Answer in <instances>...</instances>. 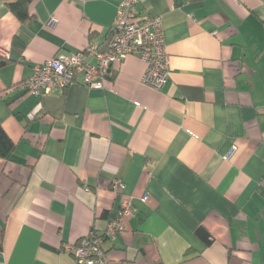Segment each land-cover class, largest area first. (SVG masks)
<instances>
[{"label":"crops","instance_id":"crops-1","mask_svg":"<svg viewBox=\"0 0 264 264\" xmlns=\"http://www.w3.org/2000/svg\"><path fill=\"white\" fill-rule=\"evenodd\" d=\"M121 1L33 0L23 23L0 0V124L16 144L0 158V264H73L65 245L125 198L107 264H264V0H140L138 17L162 20L159 90L136 55L103 89L21 87L34 64L103 44Z\"/></svg>","mask_w":264,"mask_h":264},{"label":"built area","instance_id":"built-area-1","mask_svg":"<svg viewBox=\"0 0 264 264\" xmlns=\"http://www.w3.org/2000/svg\"><path fill=\"white\" fill-rule=\"evenodd\" d=\"M139 1H121L109 37L103 44L89 41L82 51L59 53L45 62L34 64L31 75L21 87L36 96L63 90L77 82L89 89H103L110 67L128 55H136L145 63L142 82L155 90L161 89L169 77L162 20L159 16L138 17L132 8ZM112 188L121 192L123 184L114 180ZM141 201H148L146 193L141 196ZM134 211L132 200L122 199L117 215L106 221L101 233L90 230L77 242L66 244L65 250L72 256L73 264H107L103 242L114 241L124 230L125 216Z\"/></svg>","mask_w":264,"mask_h":264},{"label":"trees","instance_id":"trees-1","mask_svg":"<svg viewBox=\"0 0 264 264\" xmlns=\"http://www.w3.org/2000/svg\"><path fill=\"white\" fill-rule=\"evenodd\" d=\"M7 6L8 10L20 21L26 23L30 19L29 6L33 0H2ZM21 42L22 47L25 45L26 41L19 38L17 35L13 38V44L17 41ZM9 60L0 52V67L6 65ZM16 144L7 135L2 125L0 124V158L4 160H9L12 157V153L15 150ZM196 234L202 238L204 241L209 243V234L204 231L203 228L199 227L196 230Z\"/></svg>","mask_w":264,"mask_h":264}]
</instances>
